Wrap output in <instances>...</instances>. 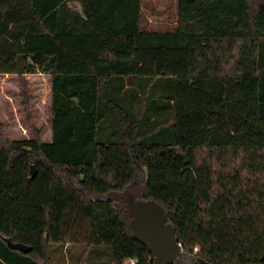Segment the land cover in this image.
I'll use <instances>...</instances> for the list:
<instances>
[{
    "label": "trees",
    "instance_id": "16d2710c",
    "mask_svg": "<svg viewBox=\"0 0 264 264\" xmlns=\"http://www.w3.org/2000/svg\"><path fill=\"white\" fill-rule=\"evenodd\" d=\"M35 72L52 137L0 130V264H155L130 195L164 207L171 264H264V0H177L164 28L143 0H0V73Z\"/></svg>",
    "mask_w": 264,
    "mask_h": 264
},
{
    "label": "rangeland",
    "instance_id": "374dc122",
    "mask_svg": "<svg viewBox=\"0 0 264 264\" xmlns=\"http://www.w3.org/2000/svg\"><path fill=\"white\" fill-rule=\"evenodd\" d=\"M73 5H76L73 3ZM143 11L149 18V26L153 28L166 27L174 23L177 18V0H143ZM51 76L41 72L28 74L0 73V130L12 139L32 138L37 134L44 140L51 139ZM27 89L31 95L29 104L24 94ZM77 230H80L77 228ZM54 245L63 258L74 259L81 250L79 242L70 243L69 240H86L82 234ZM70 244V245H69ZM101 262H107L109 247H104ZM109 249V250H108ZM130 261L126 262V264Z\"/></svg>",
    "mask_w": 264,
    "mask_h": 264
},
{
    "label": "water",
    "instance_id": "95a60500",
    "mask_svg": "<svg viewBox=\"0 0 264 264\" xmlns=\"http://www.w3.org/2000/svg\"><path fill=\"white\" fill-rule=\"evenodd\" d=\"M32 174H36L34 165ZM128 209L132 216L130 227L135 236L144 242L154 255L155 264H171L183 252L173 223L167 221L164 207L155 200H136L128 196ZM7 242L11 248L30 251L32 248L10 238Z\"/></svg>",
    "mask_w": 264,
    "mask_h": 264
},
{
    "label": "built area",
    "instance_id": "2783aa9c",
    "mask_svg": "<svg viewBox=\"0 0 264 264\" xmlns=\"http://www.w3.org/2000/svg\"><path fill=\"white\" fill-rule=\"evenodd\" d=\"M130 264H135V261H134V260H131V261H130Z\"/></svg>",
    "mask_w": 264,
    "mask_h": 264
},
{
    "label": "crops",
    "instance_id": "0c3cea01",
    "mask_svg": "<svg viewBox=\"0 0 264 264\" xmlns=\"http://www.w3.org/2000/svg\"><path fill=\"white\" fill-rule=\"evenodd\" d=\"M79 6V5H78ZM51 133H52V130H51ZM52 137V136H51ZM51 140V139H50ZM46 141H49V140H46Z\"/></svg>",
    "mask_w": 264,
    "mask_h": 264
}]
</instances>
